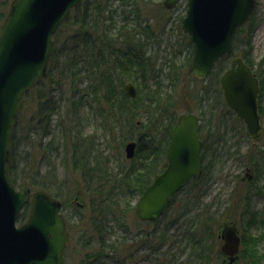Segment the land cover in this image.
<instances>
[{"label":"trees","instance_id":"1","mask_svg":"<svg viewBox=\"0 0 264 264\" xmlns=\"http://www.w3.org/2000/svg\"><path fill=\"white\" fill-rule=\"evenodd\" d=\"M11 1L0 0V32ZM146 7L147 4L143 0H82L79 7L71 13L70 19L54 35V52L48 77L41 79L36 87L24 96L19 122L12 139L10 177L18 188L46 190L65 204L73 195L68 184H65L67 181L58 179L56 162L52 159L54 152L57 153L56 156L63 155L66 170H72L79 175V180L81 174L84 185L80 189H86L89 194L83 193L89 197L87 203L82 206V211H87L88 214L82 217L80 214V219L81 222L86 220L85 225L92 233V238L84 241V247L92 244H96V247L86 253L80 264H94L106 255L107 250L118 252L124 258L119 264H123L128 256L133 258L134 250L141 247L142 242L147 244L145 252H148L143 257L150 258L156 264H218L223 257L219 250V234L223 225L233 222L241 229V223L233 213L234 208L241 207L242 223L247 224L246 229L255 228L260 222L261 217L251 209V204L254 191L259 193L264 190V185L262 188L257 185L259 188L255 184L259 183L258 180L264 171V145L259 149L255 146L248 147L244 154V162L247 167L255 166L252 169L255 170L254 179L250 180L249 176L238 178L226 203L228 205L220 208L223 211L219 208L217 211L216 203L214 207L213 202L205 204L203 198L208 192L207 186L215 171L216 143L224 137L212 130L214 127L211 128L210 123L205 122L203 115L202 117L200 115L203 174L182 190L191 194L190 206L186 207L183 198L178 195L174 197L164 215L166 230L158 231L154 227L153 230L140 231L142 225L140 224L136 227L137 232L133 234L126 222L131 214L136 216L133 204L135 198L140 196L147 185L167 166V148L179 116V109L173 102L175 97L169 94L165 97L161 83L152 88L146 83L155 66L151 67V58L144 56L142 45L136 40L137 35L148 37L152 30L151 26L142 20ZM168 11L162 6L159 8V13L164 15L163 19L170 12ZM131 15H134L133 23L129 22ZM182 19L183 16L180 21ZM248 26L247 24L237 32L234 52L243 57L260 79L262 89L259 104L260 113L264 118V77L257 74L248 57L252 51L250 40L245 44L249 49L237 52L243 42L242 35L246 34L245 29ZM162 29L166 31L165 27ZM249 29L253 30L252 27ZM189 48L187 64L193 56L191 43ZM228 64L229 57L225 56L209 75L219 87L220 77L229 67ZM173 69L171 66L168 72L171 88L178 82L177 73ZM131 74H137L142 78V82L136 83L139 91L136 99L128 97L124 90V80ZM152 77L155 79V76ZM82 79L86 80L87 88L85 93L80 95ZM63 85L68 88V92L77 93L78 96L77 98L73 96L61 107L60 102L51 97L54 94H51L58 89L63 96L65 94ZM219 92L221 93V90ZM193 94L197 98L199 91ZM33 99L32 116L24 120L25 106ZM95 104L100 116L104 118L103 128L110 136L108 142L110 144H106L109 151H106L102 143L97 142V137L85 134L80 121L82 107L90 108ZM139 115L147 118L146 127L138 134H134L138 128ZM237 122L242 125L239 119ZM117 128H126L125 136L128 134L130 136L125 140H137L138 149L131 166L118 165L113 175L111 169L113 165L109 158L110 149L114 150L113 134ZM260 139H264V128ZM21 146H25L24 152L21 151ZM32 166L34 168H31ZM244 187L246 190L242 191ZM197 203L201 205L197 207ZM192 205L197 209L194 210ZM181 208L186 210L179 215L178 210ZM29 210L30 205H27L20 215V224L28 218ZM185 215H192V218L184 222L186 226L180 234L181 238L168 237L167 230L178 225L179 219ZM112 221L118 228L125 230V237L114 232L115 226L110 224ZM74 231L70 227V232ZM115 235L116 238L113 239ZM128 235L132 238L137 237V240L133 242L127 239ZM241 235V260H250L252 261L250 264H258L261 262V257L256 251L259 239L248 236L244 229ZM167 240H175L181 253L189 248L185 258L176 256L170 247L167 251L161 252L162 243ZM181 245L184 247L181 248ZM156 254L158 257L153 258Z\"/></svg>","mask_w":264,"mask_h":264},{"label":"water","instance_id":"2","mask_svg":"<svg viewBox=\"0 0 264 264\" xmlns=\"http://www.w3.org/2000/svg\"><path fill=\"white\" fill-rule=\"evenodd\" d=\"M81 0H13L0 33V264H65L70 243L62 203L46 191L31 193L17 189L9 174L11 142L24 95L46 78L53 55V36L68 21ZM180 0H165L168 9ZM256 0H188L182 27L190 35L194 54L192 75L205 80L216 62L233 51L237 31L247 23ZM226 105L246 123L249 135L259 139L262 119L259 110L260 82L241 57H235L220 79ZM127 95L137 97L132 82ZM199 120L183 114L173 131L167 150L168 166L140 197L137 213L142 220L155 221L174 195L203 170ZM136 142L126 146L127 158L135 155ZM30 203L27 222L18 218ZM220 238L221 251L229 263L239 257L238 227L226 224Z\"/></svg>","mask_w":264,"mask_h":264},{"label":"rangeland","instance_id":"3","mask_svg":"<svg viewBox=\"0 0 264 264\" xmlns=\"http://www.w3.org/2000/svg\"><path fill=\"white\" fill-rule=\"evenodd\" d=\"M165 0H143L147 4L145 8V12L143 13L142 20L148 23L152 30L148 34V37L144 35H137L136 40L139 41L142 45V49L144 52V56L147 58H151V67L155 66V70L150 73V77L147 79L148 87L152 88L154 85L161 83V90L165 93L164 96L167 97L169 95H173L175 99L176 107L179 109V113H187V112H196L197 114L203 115L205 122L210 123V127L212 126V130L217 131L220 135H223V139L216 143L217 150L215 151V168L214 173L212 175L211 181H209L207 189L208 192L205 193L203 198L204 203L208 204L213 202V207L216 203L215 208L219 211L222 207L224 208L229 199V195L232 192L234 185L238 178H246L247 174L254 175L255 168L247 167L244 162V154L248 147L253 148H262L264 145V139H259L258 141L252 140V138L247 134L246 124L242 122L240 125L237 122V116L233 111H231L224 101L223 93L221 87L217 86L214 79L208 78L205 81H198L193 78L192 74L189 72L187 58L189 56V42L190 38L188 36H184V31L182 29V21L180 18L186 14V6L187 0H181V2L176 5L173 10H169L168 15L163 19L162 14L159 13L160 6L164 7ZM133 7V6H132ZM165 8V7H164ZM129 22L133 23L134 15H131L129 18ZM180 25V27H179ZM248 27L245 29V33L242 35L241 41H243L238 48L240 52L246 51L249 49L245 46L246 42L251 43V53L248 54L251 62L254 65V69L257 74L264 77V0H257V5L255 12L251 21L248 23ZM162 27H165L166 31L164 32ZM252 27L253 30L249 29ZM248 34L250 36H248ZM140 38V39H139ZM238 54V53H237ZM228 63V62H227ZM231 63V57H229V66ZM174 67V72L177 73L178 82L174 87H170L171 84L168 78V72L170 67ZM152 76H155L153 79ZM124 80V86L128 81H133L135 83L142 82V78L137 74H131L130 77ZM134 78V79H133ZM133 79V80H131ZM86 80L82 79L80 81V95L85 93V89L87 88ZM54 89V88H53ZM67 87L63 85L64 95H60V91L57 89L52 92L51 97H54L60 102L61 107L64 106L67 100H71L74 97L77 98V93H72L67 91ZM221 90V93L219 92ZM199 91V96L195 98L193 93ZM59 98V99H58ZM33 101H28L24 109V120H28L30 116H32L33 110ZM191 110V111H189ZM100 112L95 105L88 108L83 106L80 110V121L83 124V128L86 135H94L98 139L97 142L99 144L102 143L103 147H106V151H109V148L106 144L110 141V136L106 129L103 128V119L100 116ZM138 128H136L134 134H138L142 129L144 130L146 127L147 118L144 115H139L138 117ZM263 126H264V118H262ZM55 129V123L54 127ZM125 130L124 129H116V133L114 135L113 144L114 150L111 148L110 150V161L113 165L111 169L113 172L117 171L116 168L118 165L122 166H131V161L126 158L125 148L127 144L134 140H125ZM56 130V134H57ZM20 133V130H19ZM59 136V134H58ZM216 137V136H215ZM219 137V135L217 136ZM25 146H21V151L24 152ZM239 151V153H237ZM114 152V153H113ZM113 153V154H112ZM54 156L52 157L53 161L55 160L57 166V174L59 175L58 179H64L68 184V187L71 189V193L73 195L72 199L68 203L63 204V214L67 219L68 229H74V232H70L71 234V242L66 250V264H80L81 261L85 258L86 253L95 249L96 244H92L89 247H84V241H89L92 238L91 229L85 225L86 220L81 222V217L84 214H88L87 211H82V206L87 203V194L89 192L86 189L82 188L83 179L80 174H75L72 170H66L64 167V157L63 155L56 156L57 153L54 152ZM63 154V153H62ZM68 160V159H66ZM33 163V161H31ZM38 164V163H36ZM46 164V162H45ZM43 163L42 165L45 166ZM64 164V165H63ZM31 168H34L33 166ZM115 173H113L114 175ZM261 178L258 180L259 183H255L256 186L259 185L262 188L264 185V171L261 173ZM254 179V176L251 180ZM60 183V182H59ZM257 186V187H259ZM259 187V188H260ZM41 190V189H40ZM246 188H242V191H245ZM37 191V190H36ZM86 192L87 194L83 193ZM91 196V194H90ZM180 198H183L186 207L190 206L191 194H187V192H181L178 195ZM138 200V196L133 201V204L136 205ZM201 203H197V207H199ZM194 210L197 209L195 205L191 206ZM214 208V209H215ZM219 208V209H218ZM227 208V207H226ZM81 209V210H80ZM233 212L235 217L239 223H241V233L242 229H244L245 233L248 236H252L253 238L259 239L256 247L257 255L260 256V261L258 264H264V190L263 192H255L252 198L251 209L256 211L259 218V224L255 228L246 229V223H242L243 217L241 216L242 209L234 208ZM233 209V210H234ZM186 209L178 210V214H183ZM223 211V209H220ZM181 214V215H182ZM79 215V216H78ZM69 218V219H68ZM191 216L185 215V217H181L179 219L178 225L167 228L168 237L176 236L178 239L180 237L181 232H183L184 222L187 219H191ZM132 233L135 234L137 232V226H139L141 221L138 217L131 214L130 217L126 219ZM111 225L114 227V232L125 237V230L118 228L115 222H111ZM155 224V225H154ZM142 223L140 231H148L153 230L154 227L157 228L158 231L164 230L167 227L166 220L161 217V219L156 223ZM166 230V229H165ZM116 238V235L113 239ZM181 238V237H180ZM129 240H137V237H128ZM175 240H167L162 243L163 247L160 250L167 251L169 247L171 248V252L176 253V256L185 258L187 253L189 252V248H187L183 253L180 252V248ZM131 242V241H130ZM132 243V242H131ZM219 240V245H220ZM184 246L181 245V248ZM141 249V247H140ZM138 248V256H136V263L133 262L131 264H156L153 263L151 259L144 258L148 252H144L146 248L143 250ZM144 255V257H143ZM158 257L157 254L153 256V258ZM144 258L145 260H143ZM121 259H124L118 252L114 250H107L106 255H103L99 260H97L94 264H119ZM252 260V259H251ZM222 259L218 262V264H222ZM256 261V260H255ZM257 262V261H256ZM252 261L241 260L238 259L236 264H250Z\"/></svg>","mask_w":264,"mask_h":264},{"label":"flooded vegetation","instance_id":"4","mask_svg":"<svg viewBox=\"0 0 264 264\" xmlns=\"http://www.w3.org/2000/svg\"><path fill=\"white\" fill-rule=\"evenodd\" d=\"M128 234V233H127ZM147 244L146 243H141L140 244V246H141V249H143V247H145ZM140 248V247H139ZM144 251V250H143ZM137 252H138V249H136V250H134V253H135V255L133 256V258H131L130 256H128L127 258H126V260L123 262V264H131V263H133V262H137L136 261V256H138V254H137ZM143 260H145L144 258H142ZM222 264H228V261H227V259H226V257L224 256L223 257V261H222Z\"/></svg>","mask_w":264,"mask_h":264}]
</instances>
